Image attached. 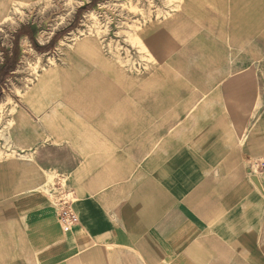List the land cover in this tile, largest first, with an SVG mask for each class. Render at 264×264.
Here are the masks:
<instances>
[{"label":"crops","instance_id":"crops-1","mask_svg":"<svg viewBox=\"0 0 264 264\" xmlns=\"http://www.w3.org/2000/svg\"><path fill=\"white\" fill-rule=\"evenodd\" d=\"M223 28L205 46L169 22L136 82L82 43L39 71L10 131L31 159L0 160V264H264V51Z\"/></svg>","mask_w":264,"mask_h":264},{"label":"rangeland","instance_id":"rangeland-1","mask_svg":"<svg viewBox=\"0 0 264 264\" xmlns=\"http://www.w3.org/2000/svg\"><path fill=\"white\" fill-rule=\"evenodd\" d=\"M5 1L6 18L0 17V66L5 63L6 52L11 55L15 49L18 59L0 81L2 161L31 159L16 152L10 133L21 91L30 86L41 69L61 66L66 61L62 52L78 43L85 46L83 57L93 62L101 59L103 67H108L103 70L108 80L114 79L112 73L117 68L122 75H131L133 82L157 63L153 50L167 33L169 22L179 28L184 40L202 39L205 46L208 40H218L224 25L230 30L232 52L240 50L255 56L256 51H264V0ZM161 22L164 26L158 29ZM24 41L27 46H23ZM40 190L57 203L61 197L69 199L64 180L54 175Z\"/></svg>","mask_w":264,"mask_h":264},{"label":"built area","instance_id":"built-area-1","mask_svg":"<svg viewBox=\"0 0 264 264\" xmlns=\"http://www.w3.org/2000/svg\"><path fill=\"white\" fill-rule=\"evenodd\" d=\"M67 195L69 194L65 192V196ZM57 204L59 206L56 212L57 221L61 228H69L77 223L78 219L70 209L69 199H67L66 197H61Z\"/></svg>","mask_w":264,"mask_h":264},{"label":"trees","instance_id":"trees-1","mask_svg":"<svg viewBox=\"0 0 264 264\" xmlns=\"http://www.w3.org/2000/svg\"><path fill=\"white\" fill-rule=\"evenodd\" d=\"M17 59H18V54L15 49L13 50L11 55H9L6 52L5 63L2 66H0V81L3 78H5L14 69V65Z\"/></svg>","mask_w":264,"mask_h":264},{"label":"bare ground","instance_id":"bare-ground-1","mask_svg":"<svg viewBox=\"0 0 264 264\" xmlns=\"http://www.w3.org/2000/svg\"><path fill=\"white\" fill-rule=\"evenodd\" d=\"M6 12H7V3L5 0H0V17H2V19L6 18ZM23 46H27L25 41L23 42ZM36 62L40 63L41 61L37 60Z\"/></svg>","mask_w":264,"mask_h":264}]
</instances>
